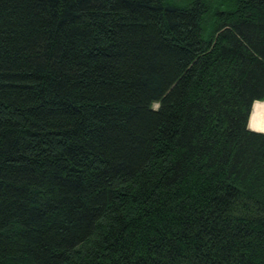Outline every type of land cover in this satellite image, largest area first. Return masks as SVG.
Masks as SVG:
<instances>
[{
	"label": "trees",
	"instance_id": "1",
	"mask_svg": "<svg viewBox=\"0 0 264 264\" xmlns=\"http://www.w3.org/2000/svg\"><path fill=\"white\" fill-rule=\"evenodd\" d=\"M255 101L264 0H0V264H264Z\"/></svg>",
	"mask_w": 264,
	"mask_h": 264
},
{
	"label": "bare ground",
	"instance_id": "2",
	"mask_svg": "<svg viewBox=\"0 0 264 264\" xmlns=\"http://www.w3.org/2000/svg\"><path fill=\"white\" fill-rule=\"evenodd\" d=\"M249 124L253 128L264 130V101L253 103Z\"/></svg>",
	"mask_w": 264,
	"mask_h": 264
},
{
	"label": "crops",
	"instance_id": "3",
	"mask_svg": "<svg viewBox=\"0 0 264 264\" xmlns=\"http://www.w3.org/2000/svg\"><path fill=\"white\" fill-rule=\"evenodd\" d=\"M249 119H250V116H249ZM249 119H248V126H249L251 129L259 130V131H264V130H260V129H256V128L251 127L250 124H249Z\"/></svg>",
	"mask_w": 264,
	"mask_h": 264
},
{
	"label": "water",
	"instance_id": "4",
	"mask_svg": "<svg viewBox=\"0 0 264 264\" xmlns=\"http://www.w3.org/2000/svg\"><path fill=\"white\" fill-rule=\"evenodd\" d=\"M254 103V102H253ZM253 105V104H252ZM251 110H252V107H251ZM250 113H251V111H250ZM250 116V115H249Z\"/></svg>",
	"mask_w": 264,
	"mask_h": 264
},
{
	"label": "rangeland",
	"instance_id": "5",
	"mask_svg": "<svg viewBox=\"0 0 264 264\" xmlns=\"http://www.w3.org/2000/svg\"><path fill=\"white\" fill-rule=\"evenodd\" d=\"M154 105H156V104H154Z\"/></svg>",
	"mask_w": 264,
	"mask_h": 264
}]
</instances>
